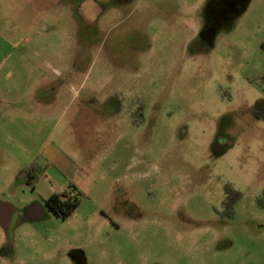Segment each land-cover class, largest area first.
<instances>
[{
    "label": "rangeland",
    "instance_id": "obj_1",
    "mask_svg": "<svg viewBox=\"0 0 264 264\" xmlns=\"http://www.w3.org/2000/svg\"><path fill=\"white\" fill-rule=\"evenodd\" d=\"M263 45L264 0H0V264H264Z\"/></svg>",
    "mask_w": 264,
    "mask_h": 264
},
{
    "label": "trees",
    "instance_id": "obj_2",
    "mask_svg": "<svg viewBox=\"0 0 264 264\" xmlns=\"http://www.w3.org/2000/svg\"><path fill=\"white\" fill-rule=\"evenodd\" d=\"M264 49V45H263ZM135 119L138 121H143V117L139 116L137 114L134 115ZM32 170H37V165L34 164L31 167ZM71 194H74V196H71ZM83 193L79 191L78 194L73 192V190L66 191L62 194L55 193L51 197H49L46 200V203L48 207L59 217L61 218H68L70 215H72L76 209L80 206L82 202ZM242 193L238 190H235L234 198H233V206L241 199ZM231 208V209H232Z\"/></svg>",
    "mask_w": 264,
    "mask_h": 264
},
{
    "label": "flooded vegetation",
    "instance_id": "obj_3",
    "mask_svg": "<svg viewBox=\"0 0 264 264\" xmlns=\"http://www.w3.org/2000/svg\"><path fill=\"white\" fill-rule=\"evenodd\" d=\"M134 103L135 104L133 105V108L130 109L129 111L133 119V123L137 125V124H140L141 122L139 120L137 121L134 115L137 114L139 116L144 117L146 104L141 99H137ZM143 119H144L143 121H145V117ZM234 193H235V190L232 184L229 182H225L223 184V198L221 200V204L225 208L226 213H228L231 216H232L231 208L233 204L232 201L234 198ZM9 221L10 219L7 218V210L5 209V207L0 206V222L7 223Z\"/></svg>",
    "mask_w": 264,
    "mask_h": 264
},
{
    "label": "crops",
    "instance_id": "obj_4",
    "mask_svg": "<svg viewBox=\"0 0 264 264\" xmlns=\"http://www.w3.org/2000/svg\"><path fill=\"white\" fill-rule=\"evenodd\" d=\"M58 106H59L58 108H62L61 106H64V108H62V110H61V113H63L64 115H66L67 114V111L69 109L68 105L66 106V104H64V105L59 104Z\"/></svg>",
    "mask_w": 264,
    "mask_h": 264
},
{
    "label": "built area",
    "instance_id": "obj_5",
    "mask_svg": "<svg viewBox=\"0 0 264 264\" xmlns=\"http://www.w3.org/2000/svg\"><path fill=\"white\" fill-rule=\"evenodd\" d=\"M71 196H74V194H71Z\"/></svg>",
    "mask_w": 264,
    "mask_h": 264
},
{
    "label": "water",
    "instance_id": "obj_6",
    "mask_svg": "<svg viewBox=\"0 0 264 264\" xmlns=\"http://www.w3.org/2000/svg\"><path fill=\"white\" fill-rule=\"evenodd\" d=\"M1 206V205H0Z\"/></svg>",
    "mask_w": 264,
    "mask_h": 264
}]
</instances>
